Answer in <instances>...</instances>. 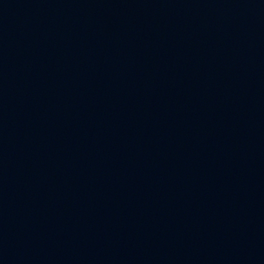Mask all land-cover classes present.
Instances as JSON below:
<instances>
[{"label":"water","instance_id":"obj_1","mask_svg":"<svg viewBox=\"0 0 264 264\" xmlns=\"http://www.w3.org/2000/svg\"><path fill=\"white\" fill-rule=\"evenodd\" d=\"M0 264H264V0H0Z\"/></svg>","mask_w":264,"mask_h":264}]
</instances>
